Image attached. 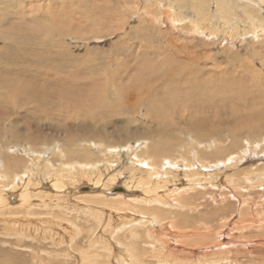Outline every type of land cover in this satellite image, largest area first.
Masks as SVG:
<instances>
[{
    "label": "rangeland",
    "instance_id": "rangeland-1",
    "mask_svg": "<svg viewBox=\"0 0 264 264\" xmlns=\"http://www.w3.org/2000/svg\"><path fill=\"white\" fill-rule=\"evenodd\" d=\"M207 1L5 0L2 6L0 5L1 13L3 11L2 14L4 15V21L0 23L4 27L1 28L0 26V32L5 28L6 35H12L14 31L11 30L9 25L11 23L18 26L21 25L19 28L20 34H15L14 32V35H16L14 37H16L17 40L20 39L22 44L20 45V49L16 51L15 48H12L10 45V43L13 44L14 41H4L5 45H7V48H5L3 41L0 40V56L3 55L5 57H2L6 58L10 55H20V60L25 57V61L21 60V63H19L23 66H30L32 62L39 64L43 69H45V66H50L51 69H56L60 80L64 81V83L68 82L69 84L77 81L82 84H89L90 77L95 75L98 76L99 74L104 73L106 69L120 70L123 67H129L131 70L135 66L138 67V64L145 58L155 60L156 57H158L160 58V62H162L165 60V57L168 58L171 54L170 59L172 58V60H175L172 61L168 59L170 62L165 60L167 64L163 61L162 66L160 63H156L155 65L159 64L160 66L157 67L167 66L168 68L171 63V69H179V67L181 69L182 64V66L187 65L186 68H193V66L199 68L203 67V69L208 68L207 71L211 73H216L220 67L232 68L240 73H244L248 67L250 68L252 66L256 68V75L258 78L259 76H264V35L261 34L262 32H260L259 37L253 41L247 39L246 44L242 47L237 46L231 48L226 45L227 48L224 44L221 45L222 41L216 42L215 38L212 40V34L213 36H217L216 34L218 33L216 32L219 31V29L221 30L223 28L224 34L232 32V25L238 21L243 23L241 28H244V25L246 26L248 23L250 24V19L246 14L248 10H251V14H256L257 17L261 15L264 18V2L261 0H251L250 3L245 2L244 0H225L229 6L235 4L236 9L235 7L234 9L236 11L233 13L238 16V19L235 16L234 20L233 18L231 19L232 21L229 23L232 25L228 28V25H226L225 22L222 21V23H225L222 27L221 23H218L221 21L219 20V15L221 12L220 7L222 1ZM232 1H234V3ZM257 1H259V4L256 3ZM199 5L204 7V15L198 12ZM255 6L257 7V10L259 7L261 8L259 9L260 11L258 10V14L256 13ZM174 13L178 15L175 16ZM179 18H184L183 20L189 30L186 29L187 26L185 27V24L182 25L181 23H177ZM188 20H190V22ZM191 21L193 23H191ZM194 21L198 24L196 25ZM260 24L261 26L264 25L262 22ZM23 25H25L26 28ZM199 25L201 28L198 27ZM191 26L196 27V31L193 27L191 29ZM262 28L263 27H261V29ZM212 31L215 32L213 33ZM157 50L158 52H156ZM183 50H185V52ZM163 52L164 55H167L164 56ZM187 52L189 54L191 53V56L194 59V64H192L193 59H190L191 57L188 56L189 54ZM33 53L36 54L34 55ZM237 53L239 54L237 55ZM29 54L32 55V58L34 56V60H37L34 61L29 57ZM161 55H163V57ZM186 55L187 57L184 58ZM26 56L28 57L26 58ZM135 57H137V60ZM175 57L178 58L176 59ZM187 58L190 61H188ZM147 59L146 61H149V59ZM139 60L141 61L138 62ZM28 61L30 64L27 63ZM9 63L14 62L9 61ZM132 63L134 66H132ZM178 64L180 66H178ZM109 70L108 73H110ZM226 71L228 70H224V72ZM139 72L140 71H136L135 73L138 74ZM70 75L75 76L76 78L80 77V79L76 80L70 78ZM140 76H142V79L147 77L144 73L138 75V77ZM257 84V82H250L249 86L254 90L259 89L264 91V85L259 86ZM240 102L241 100H238V108H243L247 112L245 114H248L250 112L249 103H243L241 106ZM145 110L146 109H143V112H145ZM81 113L83 114L84 112L70 114L65 109H62V111L58 110L55 113L40 111L39 114L33 115L32 118L23 121L21 120L17 127L18 132L14 135H12L11 129L15 131H17V129L11 128L12 125L9 124V121H7L8 124L0 123V159L3 163L0 162V178L2 179V181L0 179V185L4 184L3 187L7 189L2 191L3 194L4 192H8L9 196L13 194L12 198L9 197V202L12 204L9 211L6 210L8 206L0 205V264H83L87 262H84V260H88L87 264L90 262H93L94 264H121L122 261H124L125 264H134V261H131V259L135 260L136 258L135 264H139L138 257L140 256L137 255L136 257L135 254H142L143 251L150 254L148 255V258H145L146 261H148V264H158L161 260L173 262V264L177 262H180V264H207V262L214 263L217 262V260L222 259L224 260L223 262H227L228 264H264V227H260L261 224L252 225L253 220L256 222L263 221L264 224V179L259 180L260 182L251 180V182L247 183L244 181L245 175L250 174V172H257L254 171L256 168H258L257 170H260L259 173L262 174L264 171V156L262 155L264 154L261 156H258V153L253 154V156L249 155L247 160L240 163V167L238 166L239 168L237 170L229 169L228 172L223 174V176L226 175L218 181L217 178L211 180L207 175H205L206 179H202L203 175L198 178L202 179L201 184H203L204 187L203 190H199V193H194V199L191 203L192 205L194 203L201 206L199 212H190L186 214L188 211L181 210L177 205V195L181 192L179 198L184 197L185 189L187 190L189 188L192 181L190 175L181 167L178 168L180 177L178 176L173 179H177L175 182L172 181L174 185L171 182V187L174 189L170 187V191L163 190V192L161 191L162 194L160 193L162 196H165L163 198L168 199V201L170 200V203H176V206L170 204L167 205L165 204L166 202L164 199H162L164 202L160 199L163 204H151L148 207H145L143 203L130 205L127 201H123L124 205L120 202V205H113L114 207H111V205L116 202L109 198H106L108 200L106 201L104 197L102 198L100 196L96 198L98 200L96 201L99 202L101 200L103 203L107 202V205H98V203L83 201L79 197L80 193L89 194L90 192L81 191V188H93V185L89 184V177H83V179L77 177V181L75 180V182L65 178L66 180L64 179V183L66 185L63 183L65 187L59 189L52 187L54 183L52 182V178L47 180L44 176L43 165H45L46 158L48 157L50 159H47V161L51 162V167H53L54 172L62 169L60 166L58 167L59 163L60 165H62V162L68 163L71 159H79L82 161L79 157L70 156L72 155V152L77 150L75 140L81 139L82 141H85L84 143L77 142V144L81 145L86 143V145H89L86 140H90V138L86 129H90L96 134L100 133L102 130V134L106 135L103 136L102 142H97V147L94 148L91 146V149H93L91 151V160L96 162L98 165L97 167L99 168L98 170L106 173L104 176V182L105 184H110L111 196L115 195V192H118L126 185L137 186L140 184L138 180L135 179H137L136 177L138 176V173L143 170L148 171L149 166H147V161L139 160V155L143 154L146 150V145L149 146L157 143L158 138L148 137L146 140L141 139L137 142L134 141L129 145H127V142L115 145L112 143L111 138H120L121 131L119 130H121L123 124H125V122L129 120L128 118L132 117V115L125 114V117L110 115L106 119H94V114L82 116ZM230 115L231 112L229 113L228 111L223 117L228 119V117L231 118ZM0 120H2L1 117ZM105 120L107 121V124H105ZM231 121V119H228L226 123ZM144 123L145 122L141 119L140 122L131 125V128L141 127V129H143V125H145ZM12 124L15 126V123ZM146 128L150 129V126H147ZM183 128V126H180V131L177 129L179 131L178 133H174L175 131L171 130V128L164 129L166 130L165 133H168L171 139L179 136L185 139L186 144L185 142H181V144H183L182 148L176 149L174 145L172 146V151L174 152L171 151L174 155L172 157L176 159L178 158L175 161L178 164L181 162V159L179 160L180 155L183 154V157H185V153L189 152L187 147L192 143L191 140H198V132L182 134L184 132ZM71 134L74 135V137L68 136ZM36 135L42 137V139L48 138L47 140H44V142H47L51 147L54 146V148H56L58 146V149H63L65 156L62 155L63 158H60L59 155L54 156L51 152L46 153L45 151L43 152L42 149L38 150V152L41 151L45 154L42 157L44 160L42 161L43 164L39 165L38 161L32 162L34 164L36 163L37 166L39 165L38 168L41 172L37 174L38 182L36 181L30 188L31 199L29 204L23 202L24 205H22L21 193L24 191V186H21L23 182L20 181V177H22L25 172L22 174V168H17L16 170L13 156H18L20 158V155H18V153L11 155L7 144L12 145L14 143L15 145V143H17V147L26 150V148L30 147L27 143L30 144ZM246 135L248 134L244 133L243 136L246 137ZM169 140H167V142H169ZM211 140L214 142L216 139L212 138ZM250 140H252V142H259V140L260 142H263L264 126H262L259 131H255L253 135H251ZM231 141V138H229L227 134L222 135L221 142H224V144L222 143L224 148L228 147L227 149L230 148V150H232ZM245 141V139H241L240 142L243 143L240 145L245 146ZM143 142L145 144L139 148V143L141 145ZM170 142H174L173 139L172 141L170 140ZM194 143L196 142L194 141ZM158 145L159 144L157 143L155 146ZM109 146L111 148L116 147L117 154L109 153V150H111L107 149ZM33 147L37 150L40 146ZM129 147L130 150L127 149ZM135 147L138 148L135 149ZM135 150H137V153L134 152ZM129 151H131V153L133 152L132 154L134 156H132ZM138 153L140 154L137 155ZM79 154H81V151H79ZM207 154L209 156L210 152ZM210 155L211 156L209 157L213 159L214 155ZM178 160L179 162H177ZM141 162H143V164H141ZM163 162L167 165V163H171L172 161L171 159H165ZM33 163L32 166L34 165ZM132 164H136L137 168L136 165L132 166ZM229 164L231 163H225L223 166L225 167ZM70 165L73 166L72 164ZM70 165H66V169H62L63 174L67 171L68 167H71ZM197 165L199 166V164ZM211 165L212 164L208 165L209 170L211 169ZM4 166L8 168H6L9 173L7 177L8 179L5 178L6 173L4 174L2 170ZM139 167L140 169L138 170ZM9 168L12 170L9 171ZM108 168L109 170L107 171ZM137 170L139 171L138 173ZM196 170L200 169L196 168ZM200 171L202 172L203 170ZM241 171L243 172V176H239V174L242 173ZM14 176H19L15 183L14 181H11L15 179ZM227 176H235L236 179H242L241 186L238 187L239 189L234 191V183L231 182V180L229 181L228 178H226ZM12 177H14V179ZM91 177L93 181H97L95 176ZM115 177L116 183L112 181ZM235 178H232L233 181L236 180ZM161 179H163L162 176ZM255 179L257 180L258 178H254V180ZM204 182L207 186L204 185ZM212 182H214V185ZM14 185H17V187L20 186L16 190ZM102 187L103 183H100L97 186L96 191L99 194L102 192ZM144 187L145 185H141V188ZM4 188L0 187L2 190ZM10 188H14L13 190H16L15 193L11 192L12 190H10ZM178 188H181V191ZM178 190L179 193L175 192ZM209 190L210 192H208ZM138 193L140 195V192ZM138 193H136V195ZM188 193L187 195H192V192ZM123 199L127 198L123 197ZM92 201H95V199ZM184 201L187 200L185 199ZM184 201H181V206H185L183 204ZM163 205H165V208ZM155 207L156 209L159 208L160 211L163 210L164 213L167 212L164 215L166 216V219H164L165 217H161L162 215L160 216L164 219L162 220L163 223L160 221L157 222L158 224L156 223V225L151 221L152 219H156L152 213V210ZM248 209L252 211L249 210L251 213L247 217L246 212L249 213ZM1 211L4 213L2 214ZM182 215L184 217H182ZM249 216H252L251 219ZM188 219L189 221H187ZM145 221L148 223H145ZM204 222H206V224ZM250 222L252 223L249 224ZM242 223H245V225ZM202 225H206L207 229L202 230ZM245 226H247L246 229L248 231L243 228ZM201 230L203 232V235H201L203 240H195V237L192 238V241L190 239L178 238L179 234L177 232L195 231V233H199ZM171 231H173V234ZM165 236L167 237L165 238ZM188 238L191 237L189 236ZM184 240H186V242ZM159 241H161L162 244ZM198 245L199 248H204V251L200 254L196 253V251L199 250ZM133 252L135 253V256H133Z\"/></svg>",
    "mask_w": 264,
    "mask_h": 264
},
{
    "label": "bare ground",
    "instance_id": "bare-ground-1",
    "mask_svg": "<svg viewBox=\"0 0 264 264\" xmlns=\"http://www.w3.org/2000/svg\"><path fill=\"white\" fill-rule=\"evenodd\" d=\"M220 1H222L221 7H220L221 12L219 15V20H221V21H219L218 23H221V27L224 26L226 23V25H228V28H229L232 25L229 23L230 21H232L231 19L233 18V20H234L235 17H237V19H238L237 14L233 13L234 11H236L235 10L236 9L235 4L232 6H229L225 0H220ZM244 1L250 3L251 0H244ZM261 1L264 2L263 0H261ZM4 2H5V0H0V5L2 6V4ZM232 2L234 3V1H232ZM258 2L259 1H257L256 3L259 4ZM207 3H208V1H207ZM217 3H215V4H217ZM205 4H206V2H205ZM212 5H213V3H212ZM198 7H199L198 12L200 14L204 15L205 14L204 7L201 5H199ZM234 7H235V9H234ZM259 9H261V8L259 7ZM255 10H256V13L258 14L259 12L257 10V7ZM2 13H3V11H2ZM2 13H1V8H0V23H2V21H4V19H3L4 15ZM251 13H252L251 10H248V12L246 13L248 15V18L250 19V24L248 23V25H246V26L244 25V28L242 27L243 29L241 28V26H243L242 22H240V21H238L237 23L233 22L234 24L232 25V32H227V33L223 34V32H224L223 28L221 30L219 29V31L216 30L217 31L216 33H218V34L215 33L217 36H213V34H212V40H213V38H215L216 42L222 41L221 45L224 44V46L227 45V46H230L232 48V47H237V46L242 47L243 45L246 44L247 39L253 41L254 39L259 37L260 32H262L261 34L264 35V25L261 26V24H260L261 22L264 24V18L260 14H259L260 16L257 17L256 14L253 15ZM174 15L177 16L178 14L174 13ZM175 16H172V17H175ZM183 19L184 18H179L177 20V23L178 24L181 23L182 25L185 24ZM175 21H176V18H175ZM188 21L190 22V20H188ZM222 21L225 23H222ZM31 22H32V20H31ZM191 23H193V22L191 21ZM194 23L196 24V21H194ZM191 25H193V24H191ZM0 26H1V28L4 27L2 24H0ZM9 26L11 27V30H13L15 32V34H20L19 28L21 25L18 26V25H14L13 23H11ZM23 26H25V25H23ZM186 26L187 25L185 24V27ZM192 27L196 31V29H195L196 27L191 26V29H192ZM198 27L201 28L200 25ZM261 27H263V28L261 29ZM25 28H26V26H25ZM186 29H188V26L186 27ZM202 30H204V29H202ZM14 32L12 33V35H9V34L6 35L5 28L2 29V32H0V40L3 41V43H4V41L6 42L9 40L14 41L13 44L10 43V45L12 48H15V50L18 51L20 49V45L22 44V41L20 39L17 40V38L14 37V36H16V35H14ZM190 34H191V32H190ZM218 35H219V37H218ZM209 36H206V37H209ZM256 41H259V40H256ZM4 47L7 48V45H5V43H4ZM222 49H224V48H222ZM183 51L185 52V50H183ZM156 52H158V50ZM22 54H24V53H22ZM238 54L239 53H237V55ZM163 55H164V52H163ZM163 55H161V56L163 57ZM165 55H167V54H165ZM2 56H0V85H1V87H0V117L2 118V120H0V123L5 124V123H7V121H9V124L12 125L11 128L17 129V131L11 129L12 135L17 134L16 133V132H18L17 127L19 126V122L21 120L23 121L25 119L32 118L33 115L39 114L40 111H46L48 113H50V112L55 113L58 110L62 111V109H65L70 114H79L80 112H84L83 114L81 113L82 116L94 114V119H96V118L106 119L110 115H112V116H124L125 114L132 115V117L128 118L129 120H127L125 122V124H123L121 130H119V131H121L120 138H118V139L111 138L112 143L115 145H117L119 143H123V142H127V145H129V144L133 143L134 141L137 142V141H140L141 139L146 140V138H148V137L158 138V141H157V143L159 144L158 146H155L157 143L151 144L149 146L146 145V147L144 146L146 148V150L144 152L142 151L143 154H140V153L137 154V155L140 154L139 160L147 161L146 162L148 164L147 166H149L148 167L149 170L147 169L148 171L143 170L140 173H138L139 172L138 170L140 169V167L138 168V170H137L138 176L136 177L137 179H135V180H138V182L140 184H138L137 186H131V185L125 184L126 185L125 187L122 184V186L124 188H121V190H119L118 192H115V195H111V196H110V193H111L110 184H107V183L105 184V182H104V176L106 175V173L98 170L99 168L97 167L98 165L96 164V162L91 160V158H92L91 157L92 156L91 151L93 150V149H91V146L94 148L97 147L96 145H98L99 142H102L103 136L106 135V134H102L103 133L102 130L100 131V133L96 134V133H93L90 129H86L88 131V135L90 138V140H86L89 143V145H86V143L81 144V145L77 144V142L84 143L85 141H82L81 139L75 140L76 141L75 146L77 147L76 148L77 150L72 152V155H70V156L71 157H74V156L79 157L80 159H82V161L79 159H71V161H69L68 163L67 162L63 163L61 161L62 165H60V163H59L58 167L60 166L62 169H66L65 168L66 165H70V164L73 165V166L70 165L71 167H68L67 171L64 174H63L62 169L54 172L53 167H51V162L47 161V159L48 160H50V159L47 157L45 160V165H43L44 176L47 180L49 178L50 179L52 178V182H54L52 187H54V188L59 189V188L65 187V185H66L64 183L65 178L70 180V181L75 182L77 177H81V179H83V177H89V180H90L89 184H92L93 188L87 187V188H90L89 194H81L80 193L79 197L83 201L98 203V205L99 204H106L107 202L103 203L101 200L99 202H97L98 200L96 198L98 196H100L102 198L104 197V199L106 201H108L106 198L113 199L116 203L112 204L111 207L113 205H115V206L120 205V202L123 203V201L129 202L130 205L135 204V203L136 204L137 203H143L145 207H148L151 204H156V205L160 204V203L163 204L164 201L162 199H164L166 202L165 204H167V205L170 204V205L176 206V203H173L172 201H171L172 203H170L169 202L170 200L168 201V199L163 198L165 196L161 195L162 194L161 191L162 192H163V190H167V191L169 190L170 191L171 182L172 181L175 182V180H177V179H175V180H173V179L175 177L179 176V173H178L179 169L178 168L181 167V168H183V170L186 171V173H188L190 175L192 181L190 183L191 185L189 186V188L187 190L185 189L184 197L179 198L180 193H181V192L179 193V190L181 188L180 189L178 188L179 190L175 191V192L179 193V194L177 193L178 194L177 199H176V201L178 203L177 205L179 206V208L181 210H187L188 212H186V214L190 213V212L191 213L199 212L201 206L194 204V203L192 205L191 202L194 199L193 198L194 193L197 194L200 192L199 190H203L204 186H203V184H201V182H202V179H206L205 175L210 177L211 180H213V178H215V179L217 178V181H218L226 175L225 174L223 176V174L225 172H228L229 169L237 170L240 167L239 166L240 163H243V161L247 160L249 155L253 156V154L258 153L259 154L258 156H261L262 154H264V141L260 142V140H259V142H252V140H250L251 135H253V133L255 131H259L261 129V127L264 126V123H263L264 122V91H261L259 89L254 90L253 88H251V86H249L250 82H254V83L257 82L258 83L257 85H259V86L264 85V76L261 74L262 76L261 77L259 76V78H258L256 75L257 70L255 67H252V66L250 68L248 67L244 73H240L236 69L220 67L216 73H213V72L211 73V72L207 71L208 68L207 69L205 68L206 70L203 69V67L199 68V67H195V66H193V68H186L187 65L182 66V64H181L182 62H181L180 63L181 69H180V67H179V69H171L172 68V66H170L171 63L168 67V68H170V67L171 68L168 69L167 66H164V67H157V66H160V65L162 66L163 61H165V60L167 61L168 59L172 60V58L170 59V56L168 58L165 57V60L160 62V58L155 56L157 60L156 59L152 60L150 58H148L149 61H146L147 58L143 59L142 61L139 60L138 62H140V61L141 62L138 64V67L135 66L131 70L129 69V67H123L120 70L106 69L104 73L99 74L98 76L95 75V76L90 77L89 78V80H90L89 84H82L79 81L69 84L68 82L64 83V81L60 80L58 78L56 69H51L50 66H45V69H43V67H41L39 64H35L33 62H32V64H30L29 61L27 63H29L30 66H26V65L23 66L19 63H21V60H24L25 57L23 59L21 58V60H20V55L19 56L10 55L9 57H6V58H3L5 56H3V57ZM28 56H26V58ZM31 56L32 55H30L29 57H31ZM188 56L191 57L190 58L191 60L193 59L191 56V53ZM186 57H187V55L184 58H186ZM33 58H34V56H33ZM135 58L137 60V57H135ZM175 58L177 59L178 57H175ZM257 58H258V55H257ZM28 59H30V58H28ZM32 59H30V60H32ZM161 59H164V58H161ZM36 60L37 59H35L34 61H36ZM173 60H175V59H173ZM9 61H13L14 63H9ZM166 61H165V63L167 64ZM181 61H183V60H181ZM188 61H190V60L188 59ZM36 63H38V62H36ZM156 63H160V65L159 64L155 65ZM192 64H194V59H193ZM239 64H241V63H239ZM261 64H262V62H261ZM132 66H134L133 63H132ZM178 66H180V65L178 64ZM204 67H206V66H204ZM108 70L110 73H108ZM211 70H212V68H211ZM224 70H228V71L224 72ZM136 71H140V72L138 74H136L135 73ZM142 73L146 74L147 77L143 78V79H142V76L138 77V75H140ZM229 73H232V74H229ZM69 77L76 79V80L80 79V77L76 78L75 76H72V75H70ZM238 100L239 101L241 100V102H240L241 106L243 105V103L244 104L249 103V106H250L249 111L250 112L248 114H245L247 112L243 108H238ZM143 109H146L145 112H143ZM247 109H249V108H247ZM228 111H229V113L231 112V115H230L231 118L228 117V119H231L232 121L226 123L228 121V119H225L223 116L225 114H227ZM78 116H80V115H78ZM96 116H99V117H96ZM141 119H142V121L145 122L144 124L146 125V126L143 125V129H141V127L131 128V125H133L134 123L140 122ZM38 121H39V119H38ZM12 123H15V126ZM105 124H107L106 120H105ZM39 126H40V124H39ZM147 126H150V129H147L146 128ZM175 126H176V128H175ZM180 126L184 127L183 128L184 132L182 134H185L188 132H190V133L198 132V140L193 139L191 137L193 139V140H191L192 143L189 146L187 145L188 146L187 150L189 152L185 153V155L187 156V159H186V156L183 157V154L180 155L179 160L181 159V162H179V160H178L177 161V162H179V164H178L175 162L178 158L176 159V158L172 157V156H174L173 155L174 152L172 151L173 150L172 146L174 145L176 149L182 148L183 144H181V142H185V139H183L182 137L179 136V137L172 138L174 142H170V140L172 141V139L169 137L168 133H167L168 135L165 133L166 130H164V129H167V128L170 129L171 128V130L175 131L174 133H178L180 131L179 130ZM27 128H29V127H27ZM221 131H223V132H221ZM11 132H10V134H11ZM244 133H246L248 135H246V137H244L243 136ZM223 134H227V136H229V138H231V140H232L231 141V146H232L231 149L232 150H230V148L227 149L228 147L224 148L222 146V143L224 144V142H221ZM0 135H1V128H0ZM200 135H201L202 139H201ZM239 135H240V137H239ZM17 136H19V135H17ZM68 136L74 137V135H72V134L68 135ZM32 137H31V139H32ZM112 137H113V135H112ZM212 138L216 139L217 141L215 140L213 142V140H211ZM14 139L17 140L16 138H14ZM47 139L48 138L42 139V137L36 135L34 140H32L30 142V144L27 143L28 145H30V147L26 148V150H23V148H21V147H17V145H16L17 143H15V145H14V143L12 145L7 144L8 150H10L9 153L11 155H13V154L15 155L16 153H18V155H20V158L18 156L17 157L13 156L14 157L13 161L15 162L14 166H16V170H17V168L18 169L22 168L23 169L22 174H24V172H25V174L22 177H20V179H21L20 181L23 182V184L21 186L22 187L24 186L23 187L24 191H22V193H21L22 205H24V203L29 204L30 199H31L30 188L32 187V184H35L36 181L38 182V180H37L38 175L37 174H39L41 172V170H39L38 166L40 164H43L42 161H44V160L42 159V157L45 155L43 152L44 151L46 153L51 152V154H53L54 156L59 155L60 158H63V156H62V155H64L63 149H60V148L58 149L57 148L58 146L56 148H54V146L51 147V145L49 146V144H47V142H44V140H47ZM241 139L246 140L245 146L240 145L243 143V142L242 143L240 142ZM167 140H169V142H167ZM18 141H19V139H18ZM194 141L196 143H194ZM72 142H74V141H72ZM144 144H145L144 142L141 145L139 143L138 147L140 148V146H143ZM185 144H186V142H185ZM192 144H194V145H192ZM72 145H73V143H72ZM33 146H40V147L37 150H35ZM137 148L135 147V149H137ZM41 149L43 150V152H41V151L38 152V150H41ZM107 149H111V150H109V153H111V154H115L117 152L116 147L111 148L109 146ZM127 149L130 150V147ZM133 150H134V148H133ZM79 151H81V154H79ZM175 151H177V150H175ZM129 152L131 153V151H129ZM134 152L137 153V150H135ZM208 152H210V154L214 155L213 159L209 157V156H211L210 154L208 156V154H207ZM190 153H191V155H190ZM192 153H193V155H192ZM48 156H50V155H48ZM132 156H134V155L132 154ZM262 156H264V155H262ZM128 157H130V156H128ZM136 158H138V157H136ZM249 158H253V157H249ZM165 159H171L172 162L171 163L169 162L170 164L167 163V165H166L163 162ZM26 160H28V161H26ZM32 161H34V162L38 161L39 165L37 166L36 163H35L36 164L35 165ZM0 162H1V159H0ZM8 162H10V161H8ZM32 163L34 164L33 166H32ZM135 163H140V162H135ZM172 163L175 165H173ZM225 163H231V164L224 167L223 165ZM141 164H143V162H141ZM168 164H169V166H168ZM197 164H199V166ZM210 164H212V165H211V169L209 170L208 165H210ZM135 165L132 164V166H135ZM6 168L7 167H5V166L2 168L4 174L6 173L5 178H7L9 175ZM130 168H131V166H130ZM136 168H137V165H136ZM196 168H199L200 170H203V171L201 172L200 170H196ZM257 169L258 168H256L254 170L257 172H250V174L245 175L244 181L249 183V182H251V180L256 181V182L259 180H263L264 179V171L261 174V173H259L260 170H257ZM11 170L12 169H10L9 171H11ZM108 170H109V168L107 169V171ZM104 171H106V170H104ZM249 171H250V169H249ZM212 172H214V173H212ZM10 175H12V174H10ZM202 175H203V177H202ZM240 175L243 176V172L241 174H239V176ZM19 176H14L15 179H14V177H12L14 180H11V181H14V183H15L16 179H18L17 177H19ZM91 176H93V177L95 176L97 178L96 179L97 181H93L91 179L92 178ZM161 176L163 177V179H161ZM235 176H236V174H235ZM235 176H231V177L227 176L226 177V178H228L229 181L231 180V182L234 183L233 184L234 185L233 186L234 191L236 189H239L238 187L241 186V180H242V179H236ZM200 177H202V179H198ZM169 178H171V179H169ZM232 178L233 179L235 178L236 180L233 181ZM254 178H258V179L254 180ZM115 179H116V177L113 178L112 181L115 182L116 181ZM87 180H88V178H87ZM208 180H209V178H208ZM1 181H2V179H1ZM173 182H172V184H173ZM3 183H5V182H3ZM17 183H18V181H17ZM100 183H103V187H102V192L99 194L96 191V189ZM212 184L214 185V182H212ZM263 184H264V182H263ZM3 185H0V187L4 188ZM141 185L142 186L145 185V187L141 188ZM204 185L207 186L206 183ZM217 185H218V183H217ZM220 186H222V185H220ZM18 187H17V185L16 186L14 185V188L16 190ZM115 187H116V185H115ZM216 188H218V187H216ZM13 189L10 188V190H12L11 192L15 193L16 190H13ZM172 189H174V188H172ZM4 190H7V189H5V188L3 190L0 189V205L2 204L5 206H8L6 210L9 211L12 207L11 202H9V197L12 198L13 194L10 196H9L8 192H4V194H3L2 191H4ZM65 190H66V188H65ZM204 191H205V189H204ZM206 191H207V189H206ZM138 192H140L141 196L139 195ZM188 192H192V195L191 196L187 195ZM208 192H210V190ZM136 193H138V194L136 195ZM123 197H125L127 199H123ZM93 199H95V201L96 200L97 201L96 202L92 201ZM160 199L163 202H161ZM173 199H174V197H173ZM185 199L187 201H184ZM240 200H242V199H240ZM181 201H184L183 204L185 206H183V205L181 206V203H182ZM194 202H195V200H194ZM112 203H114V202H112ZM246 203H247V201H246ZM123 205H124V203H123ZM141 206H143V205H141ZM164 206L165 205H163V207ZM247 208H246V211H247ZM167 209H168V207H167ZM249 210L250 209H248V211ZM3 211H4V208H3ZM250 211H252V210H250ZM250 211H249V213L246 212L247 217L251 213ZM141 212H143V211H141ZM169 212H171V211H169ZM1 213H2V211H1ZM152 213L155 216V217L154 216L153 217L156 219L151 218L152 219L151 221H152V223H155V225L157 222H160V221L166 219V216H164V215L167 212L164 213L163 210L160 211L159 208L156 209V207H155L152 210ZM173 213H174V211H173ZM183 213H184V211H183ZM15 214H17V213H15ZM160 216L163 218L165 217V218L163 219ZM182 217H184V216L182 215ZM251 217L249 216L250 219H251ZM159 219H161V220H159ZM256 220H258V219H256ZM147 221H145V223H148ZM187 221H189V219ZM242 222H244V221H242ZM162 223H163V221H162ZM204 223L206 224V222H204ZM251 223L252 222H250L249 224H251ZM253 224L254 225H260L261 224L260 227H264L263 221H261V222L257 221L256 222L253 220L252 225ZM243 225H245V223ZM202 226H203L202 230L207 229L206 225H202ZM240 226H242V225H240ZM246 227L247 226H245L243 228H245V230H247ZM250 227H248V228H250ZM202 230L199 233H195V231H193V232L192 231L177 232L179 234L178 238L190 239L192 241L193 240L192 238L195 237L194 238L195 240H199V239L203 240L201 238V235H203ZM172 232L173 231H171V233ZM167 236H165V238ZM189 236L191 238H188ZM184 241L186 242V240H184ZM159 242H161V241H159ZM164 242H166V241H164ZM187 242H188V240H187ZM207 242L209 243L208 240H207ZM211 243H213V242H211ZM129 244H127V245H129ZM161 244H162V242H161ZM187 244H191V243H187ZM196 244H198V243H196ZM153 246H152V249H153ZM198 249H199L198 251L195 250L196 253H198V254H200L204 251V248H199V245H198ZM107 250H109V249H107ZM147 253L145 251H143L142 254L141 253L135 254L133 252V256H135V255H136V257H137V255L140 256V257H138L139 264H148V261H146L145 258H148V255H150V254H147ZM128 260H129V258H128ZM132 260L134 261V264H135L136 261L134 259H131V261ZM41 261H43V260H41ZM86 261L88 262V260H84V262H86ZM223 261L224 260L222 259V260H217V262H214V263L213 262H207V264H228L227 262H223ZM87 262L83 263V264H87ZM118 262H120V261H118ZM123 262L124 261H122L121 264H125V262L124 263ZM2 263H5V262H2ZM183 263H185V262H183ZM31 264H33V263H31ZM89 264H94V263L90 262ZM158 264H173V262L161 260ZM174 264H180V262L179 263L177 262ZM186 264H193V263H186Z\"/></svg>",
    "mask_w": 264,
    "mask_h": 264
},
{
    "label": "water",
    "instance_id": "water-1",
    "mask_svg": "<svg viewBox=\"0 0 264 264\" xmlns=\"http://www.w3.org/2000/svg\"><path fill=\"white\" fill-rule=\"evenodd\" d=\"M81 191H90V188H87V187L86 188H81Z\"/></svg>",
    "mask_w": 264,
    "mask_h": 264
}]
</instances>
